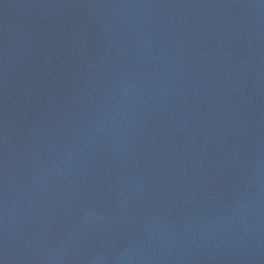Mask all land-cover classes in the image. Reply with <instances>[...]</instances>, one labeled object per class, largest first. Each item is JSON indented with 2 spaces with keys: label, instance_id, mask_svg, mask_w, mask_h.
<instances>
[{
  "label": "water",
  "instance_id": "water-1",
  "mask_svg": "<svg viewBox=\"0 0 264 264\" xmlns=\"http://www.w3.org/2000/svg\"><path fill=\"white\" fill-rule=\"evenodd\" d=\"M0 264H264V0H0Z\"/></svg>",
  "mask_w": 264,
  "mask_h": 264
}]
</instances>
